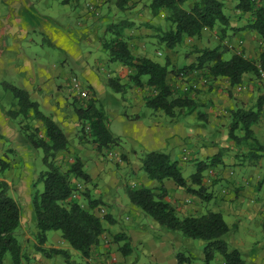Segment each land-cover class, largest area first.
Masks as SVG:
<instances>
[{"label":"crops","instance_id":"obj_1","mask_svg":"<svg viewBox=\"0 0 264 264\" xmlns=\"http://www.w3.org/2000/svg\"><path fill=\"white\" fill-rule=\"evenodd\" d=\"M221 1L227 14L231 12L233 16L236 12L233 5L237 0L231 3L230 0ZM98 3L96 0H0V81H10L25 89L30 99L38 103L40 110L50 115L64 130L68 147L57 155L58 160L64 163L73 156H79L90 181L74 182L85 188L88 198L101 201L94 208L96 215L100 216V209H103V213L111 217L110 222H105V230L98 244L92 247L87 258H83L88 264H119L115 259L120 264H134L141 256L137 250L142 254L146 251L151 264H176L175 251L183 248L196 257L192 264H202L204 241L161 228L156 220L129 201L126 188L137 184L154 189L160 186L157 180L148 178L141 168L143 151L167 152L178 160L182 175L186 161L193 159L198 163L217 153L223 155L229 146V109L236 106L237 102L244 107L252 106L260 96H264V91L258 90L259 84L255 80L249 81L251 75L245 74L240 83H247L248 90H244L245 86L238 89L237 85H230L224 79L225 82L221 84L219 78H214V85L201 87L196 92L194 100L199 104L196 110L182 118H170L161 109L148 107L145 97L151 91L144 83L147 76H142L143 84L136 86L128 79L130 69L127 66L109 60L103 43L110 35L107 27L114 20L105 14L97 20L91 19V16L97 18L100 14ZM136 10L127 19L120 17L123 19L117 20L127 24L124 34L130 51L160 63H169V66L175 65L171 63L169 54L166 55L167 47L164 48L163 54L166 56L163 60L154 57L152 39L157 38V35L149 27L153 25L157 30L159 25L139 15L140 11ZM238 20L234 18L232 23L229 19L230 25L238 26ZM208 31L209 28H203L199 37L190 38L203 47L207 45L205 34ZM229 32L237 43L241 41L245 52L252 50L256 44L264 45V40H260L252 30L235 28ZM216 40L217 36L212 35V41ZM157 53L162 54L161 51ZM190 61V58L184 57L183 64ZM75 74L83 79L85 86L95 91L96 99L110 115V131L121 137L118 144L111 148L97 152L91 142L78 137L74 107L79 101L74 100L75 94L70 84L71 76ZM111 76L118 77L120 83H126L121 94L111 90L107 84V77ZM166 81L172 87L182 83L170 71ZM232 91L236 93L237 99L233 98ZM122 106L124 110L120 108ZM4 108L0 106V154L11 148L10 152L16 151L30 163L35 149L20 135L15 120L4 114ZM260 111L262 119L264 102ZM198 112L204 115L198 116ZM29 121L42 132L40 120ZM262 123L264 126V119ZM257 129L259 138L263 139L264 130ZM186 143L190 144V148ZM109 152L112 153L110 156ZM183 155H186L184 160ZM222 163L209 166L202 172L208 199H201L171 178H166L162 181L166 191L165 201L171 203L180 216L198 215L206 209L219 212L230 231H233L227 234L228 244L238 247L247 263L264 264V173L259 170V164L252 166L254 163H241L237 170L223 167ZM126 169L136 175L139 181H120L122 170ZM244 171L247 172L246 177L241 175ZM183 177L191 187H197L196 183L188 181L189 175ZM6 182L10 194L21 209L20 227L32 229V175L22 177L19 181ZM86 201V197L81 200L83 205H86ZM242 220H245L243 224ZM255 225H260L259 229H262L260 238L256 239L253 237ZM32 230L34 233L35 226ZM57 231L47 234L46 246L63 247L73 255L72 258L78 257V252ZM117 232H124L129 237L131 252L126 256L120 253L118 244L112 240V235ZM56 237L60 238L61 245H50ZM43 258L46 263H50L53 257ZM214 259L216 263L224 261L220 253H216ZM62 264H65L63 260Z\"/></svg>","mask_w":264,"mask_h":264},{"label":"trees","instance_id":"obj_2","mask_svg":"<svg viewBox=\"0 0 264 264\" xmlns=\"http://www.w3.org/2000/svg\"><path fill=\"white\" fill-rule=\"evenodd\" d=\"M129 2L130 0H116V6L121 11ZM183 2L184 0H151L149 3L152 14L161 8L166 10L168 28L162 29L157 40L163 42L168 49L173 48L186 36L199 37L203 28L210 29L216 24L220 26V39L226 35L228 28H238L252 30L260 40H264V0H237L233 5L235 17L243 18L244 23L235 27L229 24V14L221 0H194L189 8L182 7ZM126 26V23L118 22L107 27L110 37L106 38L103 47L108 52L109 60L127 66L130 69L128 79L136 86L143 84L141 78L146 75L144 83L151 91L150 95L145 97L146 105L152 109H161L170 118H182L196 110L199 104L194 100L189 88L174 91L171 84L166 81L169 71L179 79L190 73L203 71L212 78L226 80L230 85L242 83L247 72L260 78L261 74H264V48L260 49L255 58L248 56L243 50L235 51L228 58H224V53L229 50L225 44H217L210 48L199 47L195 48L197 57L194 64L169 66V63H160L147 56L133 54L125 39ZM2 84L16 99L8 109L4 108V114L15 120L20 135L33 149L42 151L43 168L39 170L34 180L32 179L30 186L33 222L36 229L35 250L45 258L60 255L65 264H80L79 261L73 260L67 249L45 246L47 232L58 230L61 238L78 252L79 257L87 258L92 247L98 244L105 230V222H110L111 217L107 213L96 215L94 208L101 201L88 198L85 188L74 182L90 181V176L84 171L79 156H73L70 161L64 163L58 160L57 155L68 147V138L64 130L50 115L40 110L38 103L30 99L25 89L6 81ZM107 84L115 91H121L126 85L120 83L116 76L107 77ZM85 87L86 97L75 95L74 99L79 101L74 107L78 120L77 134L80 139L91 142L97 152H101L118 144L121 137L110 131L108 127L110 118L98 103L95 91L90 86ZM263 102L264 96H260L252 106L244 107L239 104L229 109V140H249L254 142L255 149L264 150V143L258 141L253 131V125L260 119ZM197 114L204 115L202 112ZM32 119L40 120L42 132L30 124L29 120ZM237 129L243 131L241 135L236 132ZM255 149L247 154L255 155ZM9 150L12 151L11 148ZM221 155L217 153L197 163L188 179L196 183L197 187H191L183 177L177 159L162 150L143 151L140 159L141 168L148 178L157 180L160 186L158 189L145 185L128 186L126 193L129 201L138 206L144 214L156 220L161 228L178 232L182 236L202 239L204 241L202 264H212L216 253H220L224 258L222 263L216 264H256L247 263L240 249L236 246L231 247L224 240L223 236L230 228L219 212L207 210L198 215L180 216L175 207L165 201L166 191L162 181L166 178H171L177 185L197 194L201 199H208L209 193L203 186L202 172L209 166L222 163ZM9 166V161L0 157V170ZM39 183L42 184V189L37 187ZM8 187L9 184L0 179V264H3L5 253L9 254L11 264H21L25 255L22 253L20 238L16 236V233L19 236L21 231V209ZM83 197L87 198L86 205L81 202ZM112 240L118 244L117 249L123 256L131 252L126 233L117 232L112 235ZM175 258L176 264H192L196 259L187 249L176 250ZM84 264L88 263L85 261Z\"/></svg>","mask_w":264,"mask_h":264},{"label":"rangeland","instance_id":"obj_3","mask_svg":"<svg viewBox=\"0 0 264 264\" xmlns=\"http://www.w3.org/2000/svg\"><path fill=\"white\" fill-rule=\"evenodd\" d=\"M96 1L99 2L97 6L100 8V14L97 18H94L93 16H91L92 17L91 19H93V21L97 20L98 18L103 17V14H105L106 16H109L112 20H114V24H115V23H118V21H121L123 19L120 17H125L127 19V17H130L128 15H131L132 13L134 14V11L137 9L136 11H140L139 15H141L145 18H148L154 24L159 25V28L157 30L154 29L155 27L153 25L149 27L150 31H152V33H156V35L159 36L161 34L162 29L168 28V21L165 19L166 10L161 8L157 13L152 14V11L149 7V3L151 0H130V2L127 4V6L121 11L116 6V0H96ZM100 1H102V3ZM193 1L194 0H184V2L182 3V7L189 8ZM232 1L233 0H230V3ZM81 2H82V0H81ZM114 9H116L115 12H114ZM230 14H232V13L231 12L229 13V18L231 19V21L233 23L234 18H236L235 13L233 14V16H231ZM141 21H143V20H141ZM237 22L239 25H241V23H244V19L243 18L239 19ZM230 23L231 22H229V24ZM219 28H220V26L216 24L214 27L209 29L208 33L205 34V40H206L207 45H204L203 47H209V48L213 47V46H215L216 42H217V44H225L229 47V50L226 53H224L225 58L229 57L233 53L232 51H234V49H236V48H238L237 51L243 50L245 54L255 58V57H257L260 49L264 48V45L259 44V46H257V44H256L252 50H248L245 52V50L241 47V41H240V43L238 42L239 43L238 44L235 37H232V35H231L232 33L229 32V31H231L230 28L227 29L226 35L221 39L219 38V32H220ZM236 30H238V28H236ZM212 35L217 36L218 40L212 41ZM107 36H108V38L110 37V35H107ZM152 45L154 46V47H152V50L154 53L153 55L156 59L163 60L165 58V56L166 55L168 56V54H169V58L171 60V63L174 62L176 66L183 65L184 57L190 58L191 61L189 63L194 64L196 57H197V52L195 51V48H199V44L196 43L193 38H190L187 36L181 42H177L173 48L166 49V51L168 52L166 55L163 54L164 48H165L164 43L158 42L156 37L152 39ZM157 51H161L162 54L159 55L157 53ZM102 52H104V54L106 53L105 50L104 51L102 50ZM246 75H251L249 78V81L255 80V83L259 84L258 90L262 89L264 91V80L262 78L255 77L253 75V73H251V72H247ZM76 76L79 77V75H76ZM204 78H206V81L200 82L201 79H204ZM79 80L81 81V83L83 85H85L84 82L82 81L83 79H81L79 77ZM214 80L215 79L212 78L209 74H207V72L204 73L203 71L202 72L197 71L196 73L195 72L190 73L186 77H183L182 79H180V82H182V83H178L177 84L178 86H174L173 88H174V91L177 92L176 90L181 89L180 88V85H181L182 88H184V87L189 88L190 93L193 96H195L196 92H198V90L200 91L201 87L205 86L206 88H208L212 84L214 85ZM219 80H220L221 84H223L225 82L223 79L219 78ZM4 81L5 80L0 81V106H2V108L5 107V109H8L10 107L11 103L14 102L16 99L14 98L12 92L3 86L2 83ZM6 82H10V81H6ZM191 83L194 85H191ZM13 85L20 87V86L16 85L15 83ZM244 86H245L244 90L245 89L248 90L247 89V87H248L247 83H244ZM111 88L112 87H110V89ZM111 90H113V89H111ZM117 92H120V94H121V91H117ZM234 93L235 92L232 91L233 95H234ZM123 94H126V93L124 92ZM235 95H236V93H235ZM235 95L233 98L237 99V97ZM98 103L104 108L103 104L99 100H98ZM235 105H239V103L237 102V104H235ZM120 108H122L124 110V106H122ZM104 110H105V108H104ZM126 110H127V108H126ZM105 112H106V110H105ZM106 114L108 115L107 117L109 118L110 115L107 112H106ZM263 119L264 118L259 119L260 121H258L255 125H253V127L255 126L253 131H254V133H257L255 136H258V133H259V129H257L258 127L264 130V126L262 123ZM236 132L242 133L243 131L240 129H237ZM258 141L260 143H264V138L261 139L258 136ZM227 144L229 146H227V149L223 151V155H222V158L224 159V161L222 160L223 161V163H222L223 167H227V168L232 167V168H237V170H238V165L241 163L242 164L254 163V164H252V166L259 164V167H260L259 170L262 173H264V150L255 149V147L253 146V145H255L254 142L252 143L249 140L248 141H244V140L235 141L234 139H230L227 141ZM186 145L190 148L189 143H186ZM7 149H8V147H7ZM254 149L256 150L255 155L250 156L249 154H247L249 151H254ZM32 156H33L32 160L30 161V163H28V161L24 159L23 155L18 154L16 151H13V152H10V151L7 152L6 151L4 154H0V157L6 159L10 163L9 168L7 167L4 170H0V179H3L5 181H14L15 182V181H19L22 177H26V176L30 177L32 175V179L34 180V177L37 175L39 170H41L43 168L42 151L40 149H36ZM196 165H197V163L193 159L186 161V167H185V169H183V176L190 175L195 170ZM32 168H33V170H32ZM241 175H242V177H246L245 175H247V172L244 171L241 173ZM120 181L127 182V181H139V180H138V177L136 175L132 174L129 170L126 169V170H122V175H121ZM41 185L42 184L39 183L37 185V187L39 189H42ZM137 185H141V184H137ZM123 188L125 189V187H123ZM207 210H209V209L204 210L202 213H204ZM101 213L103 214V212H101ZM244 222H245V220H242V224ZM259 226L255 225L253 228L255 231L253 234V237L255 239L260 238V234H261L262 229L260 230ZM33 228H34V226L32 225V229ZM32 229L21 227V231L19 233V236L16 233L17 238L18 239L20 238V241H21L22 253L25 255V257L22 259L21 264H62L63 258L60 255L54 256L52 258V260L50 261V263H46L45 259L43 258V255L40 252H36V250H35V236H34ZM53 231L54 230L48 231L47 234H51ZM57 232L59 233V231H57ZM228 232L232 233L233 231L232 230L230 231V229H229ZM228 232L223 236V238L226 242H227ZM50 245H59L60 246L61 245L60 238H57V237L53 238L52 241L50 242ZM45 246H46V244H45ZM137 253L140 254L141 256L136 260V263H134V264H140V263L141 264H151L149 259H148V254L146 251H145V254H142V252L137 250ZM242 256L244 257L243 254H242ZM120 259H121V257H120ZM73 260L79 261L80 264L85 263V260L79 256L73 258ZM112 260H114V259H112ZM114 261L119 263V264L121 263V262H118L117 259H115ZM193 262H195V260ZM3 264H11L9 254H7V253H5V255H4ZM212 264H216L215 259L212 261Z\"/></svg>","mask_w":264,"mask_h":264},{"label":"built area","instance_id":"obj_4","mask_svg":"<svg viewBox=\"0 0 264 264\" xmlns=\"http://www.w3.org/2000/svg\"><path fill=\"white\" fill-rule=\"evenodd\" d=\"M90 8L95 12V13H97V11H95L94 9H93V6L91 7L90 6ZM261 78L264 80V74L262 73L261 74ZM200 81V80H199ZM206 81V78H204V79H201V81L200 82H205ZM70 84H71V89H72V91L74 92V94L76 95V96H78V97H86V95H87V90H86V87H85V85H83L82 83H81V81L79 80V78L77 77V76H75V75H73V76H71V79H70ZM191 85H194V84H192L191 83ZM237 88L239 89V88H244V85H242V84H240V85H237ZM185 150V149H184ZM112 153H108V155L110 156ZM186 158V155H183L182 156V159L184 160ZM78 186H81V185H79V184H77ZM73 196H75V194L73 195ZM104 210L103 209H100V212H103Z\"/></svg>","mask_w":264,"mask_h":264}]
</instances>
